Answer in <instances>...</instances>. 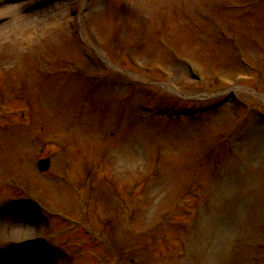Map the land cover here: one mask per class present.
I'll return each instance as SVG.
<instances>
[{"label": "rangeland", "instance_id": "1", "mask_svg": "<svg viewBox=\"0 0 264 264\" xmlns=\"http://www.w3.org/2000/svg\"><path fill=\"white\" fill-rule=\"evenodd\" d=\"M260 66L264 0H0V264H62L78 241L76 264H92L91 253L112 264L107 246L122 264H264ZM63 152L67 179L85 188L79 198L64 183ZM55 211L92 215L100 239ZM123 220L130 234L119 231ZM23 240L34 243L7 248Z\"/></svg>", "mask_w": 264, "mask_h": 264}, {"label": "water", "instance_id": "2", "mask_svg": "<svg viewBox=\"0 0 264 264\" xmlns=\"http://www.w3.org/2000/svg\"><path fill=\"white\" fill-rule=\"evenodd\" d=\"M40 165V163H39ZM46 168V165H44L43 163H41V166H40V169H45Z\"/></svg>", "mask_w": 264, "mask_h": 264}]
</instances>
